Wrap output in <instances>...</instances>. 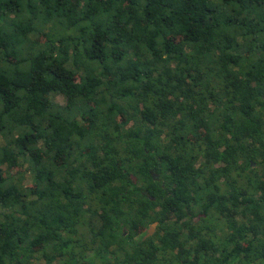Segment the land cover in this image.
<instances>
[{"label":"trees","instance_id":"trees-1","mask_svg":"<svg viewBox=\"0 0 264 264\" xmlns=\"http://www.w3.org/2000/svg\"><path fill=\"white\" fill-rule=\"evenodd\" d=\"M0 264H264V0H0Z\"/></svg>","mask_w":264,"mask_h":264},{"label":"water","instance_id":"water-1","mask_svg":"<svg viewBox=\"0 0 264 264\" xmlns=\"http://www.w3.org/2000/svg\"><path fill=\"white\" fill-rule=\"evenodd\" d=\"M156 225V222H154L152 225L149 226L148 231L145 235H151L154 231V226Z\"/></svg>","mask_w":264,"mask_h":264},{"label":"rangeland","instance_id":"rangeland-1","mask_svg":"<svg viewBox=\"0 0 264 264\" xmlns=\"http://www.w3.org/2000/svg\"><path fill=\"white\" fill-rule=\"evenodd\" d=\"M118 122L121 124V125H123V123L125 122V119L121 116V115H119V117H118ZM125 124V123H124ZM144 230V229H143ZM143 230H141V229H139V232L140 231H143ZM147 231H148V229H146ZM146 232V231H145Z\"/></svg>","mask_w":264,"mask_h":264}]
</instances>
